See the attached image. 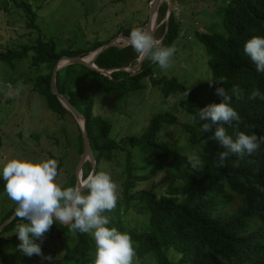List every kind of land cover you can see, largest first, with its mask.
<instances>
[{
	"label": "trees",
	"instance_id": "16d2710c",
	"mask_svg": "<svg viewBox=\"0 0 264 264\" xmlns=\"http://www.w3.org/2000/svg\"><path fill=\"white\" fill-rule=\"evenodd\" d=\"M31 0H14L25 11L28 26L37 28V13L32 9ZM185 0H171L173 4ZM169 3L163 1L159 8L160 39L165 47L172 46L182 35L183 25L171 12L167 21ZM204 13V12H203ZM226 32L196 30L194 36L206 48L208 64L212 71L210 78H198L186 84L176 76L166 74L156 76L153 63L146 58L136 73L115 70L111 76L84 65L69 64L56 76L59 91L65 95L86 117V126L91 145L97 160L96 172L103 164L115 162L122 165L123 181L120 200L112 212H105L115 227L131 236L136 257L144 264H264V140L255 154L229 153L225 166L217 167L219 153L227 151L217 141L211 139L213 133H202L198 109L212 103L221 102L215 94L216 88L223 87L231 97L230 106L241 118L236 122L224 124L227 134L235 141L236 132L256 134L264 137V99L250 98L254 90L264 95V72H257L256 65L244 52V44L252 36L264 37V0H228L221 16ZM130 30H119L128 36ZM96 42L89 53L109 43ZM81 56L78 51L58 50L54 39L34 38L32 42L19 45L16 49L0 51V58H29L30 66L36 71L31 78L33 90L46 101L47 108L60 119L73 116L52 93L50 83L53 68L63 56ZM89 55V54H88ZM83 57V56H82ZM139 62L137 53L131 46H111L96 59L98 68H126ZM146 78L162 92L163 98L178 96L179 104L190 116L181 122L170 111L154 114L145 130L138 135H126L118 139L110 118L95 113L96 99L101 93L109 95L114 91L134 92L147 85ZM223 78V83H220ZM211 82V86H210ZM189 92L188 96L185 95ZM122 93V92H121ZM126 93V94H127ZM124 95V93H122ZM125 94V95H126ZM195 117V119H194ZM167 123L178 124L184 130L186 142L172 143L164 140L161 129ZM78 151L83 152L82 131L78 124ZM66 132L65 126L62 128ZM161 131V132H160ZM39 137V135H37ZM207 141L204 143L203 141ZM135 150L154 160H169L167 173L176 182L183 184V195L179 189L159 195L156 185L143 186L151 179L149 168L137 166ZM120 154L122 156L120 160ZM197 156L203 167L193 169L188 157ZM148 159L145 162H152ZM120 162V163H119ZM143 162V161H142ZM58 166V173L61 168ZM138 170H141L138 172ZM92 172L91 162L83 167L86 179ZM5 181L0 175V195ZM77 185L75 173L63 186ZM134 205L145 208L147 221L131 225L125 220L129 209ZM16 204L0 220V226L15 213ZM28 223L14 217L1 231L0 235L14 231L17 224ZM45 234L71 237L65 253V264H93L96 244L92 236L77 232L75 235L68 225L54 222ZM170 250L177 251L180 257H170ZM150 257L153 263H147ZM18 264H49L33 254Z\"/></svg>",
	"mask_w": 264,
	"mask_h": 264
},
{
	"label": "rangeland",
	"instance_id": "374dc122",
	"mask_svg": "<svg viewBox=\"0 0 264 264\" xmlns=\"http://www.w3.org/2000/svg\"><path fill=\"white\" fill-rule=\"evenodd\" d=\"M152 1L31 0L32 9L37 13V28H34L27 25L25 11L19 8L14 0H0V51L16 49L19 45L32 42L34 38H52L58 50L78 51L83 57L95 53L83 51L91 49L96 42L109 38L118 37L115 44L126 47L129 45L125 38H119L122 33L117 35L118 31L130 30L133 27L145 29ZM171 4L172 11H175L176 17L183 25L182 35L173 45L176 52L172 57L171 67L164 70L157 64L154 67L156 76H176L186 84H191L198 78H210L212 71L208 64L209 56L205 46L195 38L194 33L196 30L226 32L221 31V28L224 29L221 16L228 0H185ZM157 16L155 38L159 37L162 24V21L159 22V10ZM29 58H0V160L15 156L56 159L58 166H62L56 182L63 190L69 176L76 173L81 157L77 144L78 122L73 116L64 119L57 117L47 108L43 96L33 90L30 79L35 78L36 71L31 68ZM133 67L135 66L126 68ZM144 83L147 85L145 88L134 92L114 91L109 95L101 93L96 99L95 113L112 120L118 139L130 134H141L151 117L161 111L173 112L181 122L190 120V116L180 106L178 96L165 99L160 89L153 86L149 78H146ZM18 84L23 85L19 95L10 96L9 92H14ZM64 126L66 132L62 130ZM161 131L164 140L180 144L186 142L185 132L178 124L167 123ZM135 153L134 162L137 166H141L143 170L150 167L151 179L143 186L149 188L156 185L159 195L177 188L178 196L183 195L181 181L175 182L167 173L169 160L152 161L155 158L145 156L138 150H135ZM122 156L123 154H120V160ZM148 159L152 161L150 165L145 162ZM101 171L110 174L112 181L118 185L120 200L122 165L115 162L106 163L101 167ZM80 177L84 179L83 171ZM14 204L6 192L0 195V220ZM125 220L132 222L131 225L136 221H147L145 208L134 205L129 209ZM33 239L41 246L43 255H37L41 261L49 264L66 263L64 257L67 247L72 244L71 237L44 234L42 239ZM19 243L15 230L0 235V264H18L29 257L18 249ZM170 257L178 258L180 254L170 250ZM145 262L153 263L150 257H146ZM134 264L144 263L137 258Z\"/></svg>",
	"mask_w": 264,
	"mask_h": 264
},
{
	"label": "clouds",
	"instance_id": "9594fccd",
	"mask_svg": "<svg viewBox=\"0 0 264 264\" xmlns=\"http://www.w3.org/2000/svg\"><path fill=\"white\" fill-rule=\"evenodd\" d=\"M125 40L140 59L148 58L164 70L171 67L176 49L163 46L161 40L147 29L133 27ZM244 52L256 65L257 72H264V37L252 36L245 42ZM223 82L222 78L220 83ZM22 87V84H18L9 95L18 96ZM188 94L185 93L186 96ZM215 94L221 98V102L198 109V117L200 121H206L200 131L213 133L211 139L227 149L219 153L216 165L223 167L229 153L241 157L245 153L255 154L264 137L238 131L234 141L223 125H231L235 121L238 128L241 118L230 106L231 97L223 87L216 88ZM257 97L264 99V95L254 90L250 98ZM203 142L207 143L206 140ZM188 160L193 169L203 167L197 156H190ZM0 165V175L5 181L4 190L16 204L15 216L28 221L17 224L15 228L20 241L17 247L24 254L42 256L41 246L33 237L42 239L58 221L68 225L73 235L80 232L92 236L96 244L93 264H134L136 251L131 236L115 227H106L111 220L104 213L114 211L118 202V185L112 181L110 174L105 171L89 172L86 179H81L76 186L62 190L56 182L59 175L56 159L15 156L0 160Z\"/></svg>",
	"mask_w": 264,
	"mask_h": 264
},
{
	"label": "water",
	"instance_id": "95a60500",
	"mask_svg": "<svg viewBox=\"0 0 264 264\" xmlns=\"http://www.w3.org/2000/svg\"><path fill=\"white\" fill-rule=\"evenodd\" d=\"M164 0H153L151 2V7H150V16H149V20L147 22V26L145 27V29H147L148 31L151 32V34L154 36V31H155V27L154 24L152 23V15L154 13L158 14V10L160 5L162 4ZM169 3V10H168V14H167V21L170 18L171 12H172V2L171 0H167ZM127 36L120 34L119 38H126ZM118 39L117 38H113L109 43L101 46L100 48L96 49L94 52V55L92 57V59L90 61H86L84 60V57L82 56H63L58 63L55 65V67L53 68V73H52V78H51V83H50V89L52 91V93H54L57 98L60 100V102L63 104V106L67 109V111H69L73 117H75L76 121L78 122L80 129L82 131V137H83V152L81 154L80 160L78 162V166H77V171L75 173L76 178H77V184L80 182V180L82 179L80 177V174H82L83 171V166L84 164L89 161L91 162L92 165V172H96L97 169V160L95 158V154L91 145V140H90V136L88 133V129L86 126V117L85 115L76 107L73 105V103H71L68 98L63 95L57 86V81H56V76L57 73L59 72V70L61 69V67H64L69 64H79V65H84L86 67L95 69V70H99L101 73L111 76L112 71L115 70H126V71H130L132 73H136L138 71V69L141 68L144 59H140L139 58V62L137 65H135V67L133 68H98V66L96 65V59L98 58V56L107 48L116 45L115 41ZM62 60H64V63L61 62ZM15 217V213L13 214V216H11L10 218L6 219L4 221V223L0 226V231L10 222L12 221V219ZM55 219V218H54Z\"/></svg>",
	"mask_w": 264,
	"mask_h": 264
},
{
	"label": "bare ground",
	"instance_id": "6f19581e",
	"mask_svg": "<svg viewBox=\"0 0 264 264\" xmlns=\"http://www.w3.org/2000/svg\"><path fill=\"white\" fill-rule=\"evenodd\" d=\"M152 23L154 24V27L156 28V22H157V13L155 14H153L152 15ZM93 55H94V53L91 55V56H85L84 57V60H86V61H90L91 59H92V57H93ZM63 63H64V60H63Z\"/></svg>",
	"mask_w": 264,
	"mask_h": 264
}]
</instances>
